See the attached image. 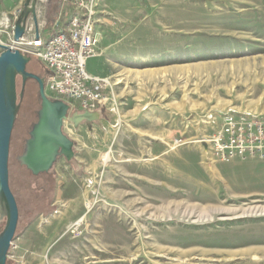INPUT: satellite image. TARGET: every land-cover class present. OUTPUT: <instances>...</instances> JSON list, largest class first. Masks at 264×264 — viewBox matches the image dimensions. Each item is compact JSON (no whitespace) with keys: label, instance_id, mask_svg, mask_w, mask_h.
I'll use <instances>...</instances> for the list:
<instances>
[{"label":"rangeland","instance_id":"obj_1","mask_svg":"<svg viewBox=\"0 0 264 264\" xmlns=\"http://www.w3.org/2000/svg\"><path fill=\"white\" fill-rule=\"evenodd\" d=\"M98 4L107 118L66 121L74 159L33 176L18 162L40 109L27 80L9 144L19 218L7 264H264V159L213 161L202 143L225 114L264 116V0Z\"/></svg>","mask_w":264,"mask_h":264},{"label":"built area","instance_id":"obj_2","mask_svg":"<svg viewBox=\"0 0 264 264\" xmlns=\"http://www.w3.org/2000/svg\"><path fill=\"white\" fill-rule=\"evenodd\" d=\"M71 14L65 29L35 38L13 40V25L20 10L0 19V44L18 49L38 59L46 71L44 92L61 100L73 112H95L106 107L112 84L108 78L90 74L87 62L98 56V0H63ZM35 41V42H34ZM213 161L228 163L236 159H264V116L238 117L225 114L220 126L202 141ZM14 242V241H13ZM12 242L10 249L15 245Z\"/></svg>","mask_w":264,"mask_h":264},{"label":"water","instance_id":"obj_3","mask_svg":"<svg viewBox=\"0 0 264 264\" xmlns=\"http://www.w3.org/2000/svg\"><path fill=\"white\" fill-rule=\"evenodd\" d=\"M41 1L25 0L13 25L15 42L25 36L28 28L33 29L35 38L39 36L37 6ZM29 62L30 58L20 50L0 44V218L5 219L0 233V264H6L18 225V206L9 187L8 158L11 132L19 111L18 99L22 98L27 80L35 81L38 86L40 109L18 162L33 176L49 173L59 158L66 162L74 159V141L63 131L66 121L78 126L100 119L97 112H73L69 116L67 103L45 94V76L40 77L26 70ZM18 77L22 81L19 94L16 83Z\"/></svg>","mask_w":264,"mask_h":264},{"label":"crops","instance_id":"obj_4","mask_svg":"<svg viewBox=\"0 0 264 264\" xmlns=\"http://www.w3.org/2000/svg\"><path fill=\"white\" fill-rule=\"evenodd\" d=\"M24 2L25 0H0V19L9 16L12 12L16 10L21 11L23 9ZM70 14H71L70 6L65 4L63 0H61L57 16H54L52 7H50V10L48 8V12H47V4L45 3V0H42L37 6V18H38L39 30H41L44 36H49L50 33H53L52 26L56 23L58 24V29L55 30L54 32L65 29L68 24ZM30 36H31L30 31L25 34V37L27 38ZM87 71L92 75L99 76L98 75L99 71L96 70V63L94 62L93 59L87 62ZM95 112H97L98 114L100 113L102 114V116H104L103 118L100 119L107 118V112L105 106L98 108V111L96 110Z\"/></svg>","mask_w":264,"mask_h":264},{"label":"trees","instance_id":"obj_5","mask_svg":"<svg viewBox=\"0 0 264 264\" xmlns=\"http://www.w3.org/2000/svg\"><path fill=\"white\" fill-rule=\"evenodd\" d=\"M45 3L47 4V12H48V8H49V10H50V7H52L53 8V14H54V16H57V14H58V9H59V6H60V3H61V0H45ZM53 5V6H52ZM28 56V55H27ZM29 57V56H28ZM30 58V57H29ZM36 66V65H35ZM34 66V67H35ZM29 72H31V71H29ZM35 75H38V76H45L46 75V71L45 70H43V73L42 74H39V73H35ZM35 82V81H34ZM98 111V110H97ZM100 114V113H99ZM100 116V118H103L104 116H102V114H100L99 115ZM24 167V166H23ZM79 167H81V165L79 166ZM25 168V167H24ZM26 169V168H25ZM27 170V169H26ZM28 171V170H27ZM29 173H30V171H28ZM31 174V173H30ZM44 174H46V173H44ZM40 211L41 210H39L38 212L40 213ZM32 212H34L33 210H32ZM31 212V213H32ZM15 236H16V233H15ZM8 262L6 261V264H7Z\"/></svg>","mask_w":264,"mask_h":264},{"label":"flooded vegetation","instance_id":"obj_6","mask_svg":"<svg viewBox=\"0 0 264 264\" xmlns=\"http://www.w3.org/2000/svg\"><path fill=\"white\" fill-rule=\"evenodd\" d=\"M26 70H27V67H26ZM29 72V71H28ZM30 73H33V74H35L34 72H30ZM40 77H42V76H40ZM72 125V124H71ZM73 126V125H72ZM67 163H70V162H67Z\"/></svg>","mask_w":264,"mask_h":264},{"label":"bare ground","instance_id":"obj_7","mask_svg":"<svg viewBox=\"0 0 264 264\" xmlns=\"http://www.w3.org/2000/svg\"><path fill=\"white\" fill-rule=\"evenodd\" d=\"M35 42V41H34ZM82 220H79L78 222H77V224L79 223V222H81Z\"/></svg>","mask_w":264,"mask_h":264}]
</instances>
